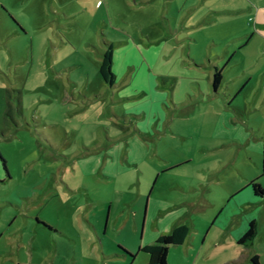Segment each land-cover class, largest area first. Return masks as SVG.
<instances>
[{
  "label": "rangeland",
  "instance_id": "374dc122",
  "mask_svg": "<svg viewBox=\"0 0 264 264\" xmlns=\"http://www.w3.org/2000/svg\"><path fill=\"white\" fill-rule=\"evenodd\" d=\"M133 4L0 0V154L8 167L7 172L0 157V264H138L146 256L138 249L155 213L150 208L147 218L149 195L156 170L167 163L156 161L160 165L154 167V151L139 166L131 161L133 154L128 158L127 147L119 148L116 158L109 154V131L117 141H126L114 118L112 89L99 72L107 44L115 46L120 85L126 68L135 65L143 71L150 63L155 71L178 76L177 90L182 91L196 76L195 65L235 50L264 69V43L258 36L244 42L224 34L230 22H248L250 14L238 12L249 11L248 0H147L142 10ZM152 15L161 17L159 24ZM162 15L172 19L163 32ZM142 30L161 32L156 54H147ZM220 65L225 71L226 64ZM230 82L225 78L223 88L213 92V112L186 128L190 138L175 141V152L191 153L194 163L162 176L158 182L163 187L155 189V196L180 193L178 184L187 182V173L197 182H209L210 169L215 202H223L225 183L257 179L264 187V102L256 107L248 102L257 93L253 82L247 86L252 92L244 88L230 97ZM89 87L96 88L98 98L88 104ZM211 126L213 140L205 138ZM34 182H41V196L51 192L35 211L57 226L53 229L37 215L27 219V200L21 204L14 196L18 188L40 191ZM215 213L211 218L202 212L197 219L196 251L172 249L169 264H192V253L204 264L219 261L221 231L213 226L209 233ZM255 244L264 261L262 206Z\"/></svg>",
  "mask_w": 264,
  "mask_h": 264
},
{
  "label": "crops",
  "instance_id": "0c3cea01",
  "mask_svg": "<svg viewBox=\"0 0 264 264\" xmlns=\"http://www.w3.org/2000/svg\"><path fill=\"white\" fill-rule=\"evenodd\" d=\"M146 1L134 0L133 5L136 10H142L146 7L144 6ZM263 6L264 0H248L247 8H249V11L237 9L238 12H242L245 16L250 14L248 22L246 20L232 21L228 24L226 33L224 32V34L230 35L234 39L243 40L244 42L251 36H258L264 43ZM226 11L237 12L233 9H226ZM164 15H168V12L165 11ZM164 15H162L164 26L160 28L161 32L167 29L168 23L172 22V19H168ZM152 17V22L160 23V16L156 17L152 15ZM249 21L252 23H249ZM161 32L153 30L141 31V38L148 40H144L147 43V54H150L149 52L157 53L155 43ZM241 51L235 50L225 55L217 56L214 62L213 58L210 57L207 65H195L196 70H194V73L196 76L192 77V81L188 84L187 89H183L182 91L177 90L178 76H173L161 70L155 71L156 66L154 65L153 67L150 63H148L149 66L147 68H144V72L141 67L139 68L135 65L131 69L126 68L122 74L124 77L123 83L120 85L117 81L116 71L118 62L114 51L113 70L116 75V85L112 89V108L116 112V117L114 118L117 122L120 121L122 123L117 125V129L124 131L123 135H125L124 139L126 143L117 141L115 133L109 131L108 134L111 136L107 147L109 154L116 158L119 155L118 149L127 147L128 158L130 159L131 154H133L135 158L131 161L139 166L147 160L151 154L150 152L154 151V167L160 165L156 164V161L167 163V165L161 167L164 169L160 171L159 169L156 170L154 175L156 180L149 195L147 218H149L150 208L155 213H153L154 215L151 218L149 226L148 223L145 224V235L138 249L139 252H144L140 251V248L154 243L161 235L170 233L182 224H186L189 227V234L182 244L172 245L170 251L180 247H188L191 252L196 251V238L194 234L199 230L197 219L202 212H206L211 218H213V212H216V219L214 218L215 221H212V226L209 229V233L213 229V226L218 231H221V235L216 242V248L220 253V259L216 264H253L251 259L256 255L259 258L260 264H264L262 253L258 251L255 244L257 234L252 241L240 243L252 221L256 223L258 233L261 206L262 208L264 207V194H256L254 192L255 195L253 196L249 187L251 181L255 179L246 182V184L244 183L245 185L243 183L241 185L222 184L221 186L224 191L222 203L213 201V170L211 169L208 171L210 172L209 182H197L194 174L187 173L185 178L187 182H179L178 184L180 193L172 194L170 192L167 195H154L157 187H163L161 185L164 183L161 182L159 184L158 182L162 176L175 170L187 168L194 163L191 153L189 154L182 150H179L180 152L177 151L178 153L175 152V141L179 138H190V134L192 133L187 130L188 127H190L196 118L198 119L208 112H213V92L218 93L223 88L225 78L233 80L227 86L230 97L235 95L238 90L246 89L253 82L257 93L255 94V98L248 102L255 107L263 104L264 69L257 66L251 60L249 54ZM221 61L226 64L225 71L223 68H220ZM217 70L221 71L222 80L218 90L215 91L213 89V78ZM223 72H227L226 76H223ZM247 91L252 92L251 88H247ZM95 92L96 88H87L85 94L89 96V99L85 103L98 98ZM231 101L233 102V99ZM201 102L205 103L206 106L208 105V108L201 109ZM134 106L138 107L136 112L131 109ZM233 106L237 107L238 105ZM130 110L134 112L132 113ZM208 121V119H203V122ZM211 128V132L205 138H212L213 140V127L211 126ZM105 168H103L104 171L106 170ZM123 168L120 163V170ZM34 184L41 190L37 189L35 192L31 190V187L30 189L18 188L15 190L14 196L21 201V204L24 200H27L24 202L28 207L27 211H25L27 212V219H31L32 216L37 215L35 217L43 220L42 222H44L45 227L53 229L52 226H57L51 225L48 219L43 218L40 212L36 213L35 211L38 210L37 208L48 196H51V192L47 194L43 193L41 196V182H34ZM67 186L69 185L67 184ZM262 188L264 189L263 186ZM219 215H223L221 222L216 221ZM42 222H37V224L40 225ZM137 228L136 224V231H138ZM146 233L148 234L147 237ZM192 254H194L191 257L192 264H204L200 261L198 253ZM188 255L190 254L188 253ZM149 260L150 255L146 253V256L138 264L147 263Z\"/></svg>",
  "mask_w": 264,
  "mask_h": 264
},
{
  "label": "trees",
  "instance_id": "16d2710c",
  "mask_svg": "<svg viewBox=\"0 0 264 264\" xmlns=\"http://www.w3.org/2000/svg\"><path fill=\"white\" fill-rule=\"evenodd\" d=\"M113 43L107 44L106 50L102 53V60L99 67L100 75L104 83L113 89L116 85V75L113 70L114 65V50ZM222 80V74L220 70H217L213 78V89L218 90ZM3 168L8 172L7 161L0 154ZM9 174V173H8ZM250 186L253 188L256 194H264V189L257 179L251 181ZM189 227L186 224L177 226L173 231L168 234L161 235L154 243L146 245L140 248V251H144L150 255V260L143 264H169L168 256L170 247L172 245L182 244L189 234ZM257 234L256 223L251 222L248 231L240 240V243H246L252 241ZM129 254V253H126ZM133 257V255H130ZM253 264H260L258 256H254L251 259Z\"/></svg>",
  "mask_w": 264,
  "mask_h": 264
}]
</instances>
